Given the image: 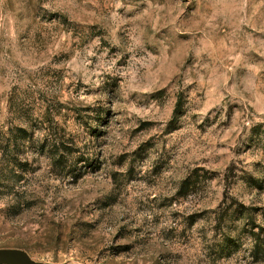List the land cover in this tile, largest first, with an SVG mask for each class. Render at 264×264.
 I'll return each instance as SVG.
<instances>
[{
    "label": "rangeland",
    "instance_id": "374dc122",
    "mask_svg": "<svg viewBox=\"0 0 264 264\" xmlns=\"http://www.w3.org/2000/svg\"><path fill=\"white\" fill-rule=\"evenodd\" d=\"M5 248L264 264V0H0Z\"/></svg>",
    "mask_w": 264,
    "mask_h": 264
},
{
    "label": "water",
    "instance_id": "95a60500",
    "mask_svg": "<svg viewBox=\"0 0 264 264\" xmlns=\"http://www.w3.org/2000/svg\"><path fill=\"white\" fill-rule=\"evenodd\" d=\"M0 264H54L34 260L23 249L5 248L0 249Z\"/></svg>",
    "mask_w": 264,
    "mask_h": 264
},
{
    "label": "trees",
    "instance_id": "16d2710c",
    "mask_svg": "<svg viewBox=\"0 0 264 264\" xmlns=\"http://www.w3.org/2000/svg\"><path fill=\"white\" fill-rule=\"evenodd\" d=\"M180 102H178V105H179ZM47 141H48V138L46 137L45 138V142H46V145H47ZM52 144H51V150L49 151L50 154L52 155V159H54L55 161L57 162H60L64 159V150H68V148H66V146H64V143L63 141L61 140V138H57L55 137L53 140H52ZM74 153H77V152H74L71 150V154H74ZM252 235L253 237L255 238V241H259L261 239V233H255V232H252Z\"/></svg>",
    "mask_w": 264,
    "mask_h": 264
}]
</instances>
